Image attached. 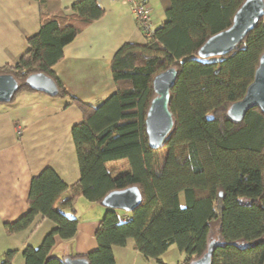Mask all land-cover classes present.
I'll use <instances>...</instances> for the list:
<instances>
[{
	"label": "trees",
	"instance_id": "1",
	"mask_svg": "<svg viewBox=\"0 0 264 264\" xmlns=\"http://www.w3.org/2000/svg\"><path fill=\"white\" fill-rule=\"evenodd\" d=\"M34 1L40 7L38 31L13 65L0 67V74L18 82L12 100L31 90L25 80L35 72L51 77L59 96L69 95L53 66L64 46L104 13L96 0H78L69 12L54 11L57 0ZM166 1L165 20L146 42H126L113 55V93L97 105L69 96L82 113L71 128L79 178L70 186L51 166L31 177L28 211L4 229L22 231L38 215L54 226L38 246L24 247V264H65V257L50 254L56 236L72 240L77 230L74 193L57 207L64 191L75 188L101 204L110 191L129 186L139 188L141 203L130 212L104 207L97 247L67 256L116 264L113 247L132 239L143 257L158 264H167L161 255L172 245L185 264L208 248L210 264H264V114L258 107L241 120L227 113L244 96L264 54V15L230 53L201 58L199 48L231 25L244 0ZM170 67L177 71L168 103L174 126L162 146L152 149L145 129L152 81ZM119 159L128 166L117 170L111 162ZM16 254L7 250L0 264H13Z\"/></svg>",
	"mask_w": 264,
	"mask_h": 264
},
{
	"label": "crops",
	"instance_id": "2",
	"mask_svg": "<svg viewBox=\"0 0 264 264\" xmlns=\"http://www.w3.org/2000/svg\"><path fill=\"white\" fill-rule=\"evenodd\" d=\"M76 1L57 0L54 11L69 12ZM96 1L103 8V15L84 26L64 46L63 57L53 66L69 95L48 96L39 91L23 90L10 102H0V255L16 249L13 264H24L21 255L24 247L39 245L54 226L38 215L22 231L9 234L4 229L5 223L17 220L28 211L31 177L51 166L70 186L79 178L71 128L82 120V113L69 96L92 105L100 103L116 90L110 68L115 52L126 42H146L126 1ZM147 1L156 29L165 20L167 1ZM39 22L40 7L36 1L0 0V67L13 65L21 57L27 49V38L38 31ZM73 193L77 230L72 240L55 237L50 254L59 258L97 247L95 231L104 207L88 201L75 188L60 195L57 207H62L61 201ZM85 208L89 215L86 217L82 212ZM62 210L71 213L68 207ZM79 211L83 213L80 217ZM113 253L116 264H148L149 261L139 253L132 239L125 246H114Z\"/></svg>",
	"mask_w": 264,
	"mask_h": 264
},
{
	"label": "water",
	"instance_id": "3",
	"mask_svg": "<svg viewBox=\"0 0 264 264\" xmlns=\"http://www.w3.org/2000/svg\"><path fill=\"white\" fill-rule=\"evenodd\" d=\"M264 15V0H244L233 15L231 25L210 36L198 50V56L208 58L224 56L230 53L256 25ZM177 71L170 67L153 78L152 86L154 97L152 98L145 118V129L148 136V144L152 149H158L171 132L174 126L172 113L169 110L170 89L176 79ZM25 83L34 91H39L48 96H56L59 93L55 81L44 73H31ZM19 86L17 80L10 74H0V102H10ZM258 107L264 114V54L259 58L252 82L248 85L244 96L231 104L228 115L241 120L246 112ZM141 193L137 186H129L120 190L107 193L101 205L104 207L119 209L125 212L132 211L141 203ZM211 248L190 264H210ZM65 264H89L84 257H65Z\"/></svg>",
	"mask_w": 264,
	"mask_h": 264
},
{
	"label": "built area",
	"instance_id": "4",
	"mask_svg": "<svg viewBox=\"0 0 264 264\" xmlns=\"http://www.w3.org/2000/svg\"><path fill=\"white\" fill-rule=\"evenodd\" d=\"M131 8L133 15L135 16L137 25L145 37L151 36L155 28L151 20V8L147 0H124ZM123 220H127L124 217ZM178 264H185V262H180Z\"/></svg>",
	"mask_w": 264,
	"mask_h": 264
},
{
	"label": "rangeland",
	"instance_id": "5",
	"mask_svg": "<svg viewBox=\"0 0 264 264\" xmlns=\"http://www.w3.org/2000/svg\"><path fill=\"white\" fill-rule=\"evenodd\" d=\"M127 162V160L126 159H119V160H115V161H112L111 163H113V165H116V169L118 170V169H120V168H122V169H124V168H126L127 166H128V164L126 163ZM111 163H109V164H111ZM96 203V202H95ZM104 207V206H103ZM104 211H105V208H104ZM82 212L84 213V216L86 217L87 215H88V212H86V208L85 209H83L82 210ZM82 212H80L79 211V213H78V216L80 217V216H82L83 215V213ZM104 214V213H103ZM69 215H71L70 213H69ZM89 216V215H88ZM103 216V215H102ZM76 217H77V215H76ZM125 217H127V216H125ZM123 219V218H122ZM41 228V227H40ZM44 227H42V229H43ZM49 231V230H48ZM47 231V232H48ZM46 232V233H47ZM38 246V245H37ZM170 249H168L167 250V252L163 255H161V259H162V261L163 262H167V263H169V264H178V263H180V262H182V260H181V254L179 253V251L177 250V248H176V246L175 245H172V246H170L169 247ZM180 259V260H179ZM148 264H158L157 262H156V260L155 259H152V258H149V261H148Z\"/></svg>",
	"mask_w": 264,
	"mask_h": 264
}]
</instances>
